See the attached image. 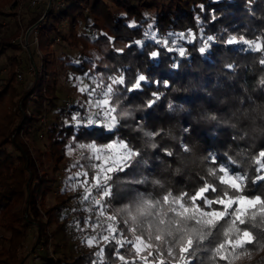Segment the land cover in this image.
<instances>
[{
    "label": "trees",
    "instance_id": "obj_1",
    "mask_svg": "<svg viewBox=\"0 0 264 264\" xmlns=\"http://www.w3.org/2000/svg\"><path fill=\"white\" fill-rule=\"evenodd\" d=\"M19 1L0 0V31L7 22L3 20H8ZM26 9L27 28L37 20L38 13L27 4ZM88 16L91 17L89 29L97 30V35L92 31L76 32L79 20L85 21ZM63 22L68 24L66 33L60 27ZM38 32V47L32 50L37 70L32 74L29 88L19 87L17 80V73L29 70L28 55L23 59L19 54L22 48L0 36V57L4 55L7 61L5 74L0 78V264H23L26 255L37 256L39 262L35 264H141L142 260L132 255L135 249L130 242L142 236L147 243L149 231L154 237L158 230L167 227L175 215L169 207L172 198L186 193L184 202L190 203L188 197L208 183L217 191L205 195L214 200L225 187L218 179L222 175L218 172L219 166L246 176V185L240 194L264 199V180L256 179L264 175V169L257 171L264 165V158L259 157L264 151V0H65L63 8L48 10ZM209 36L214 40L201 53L199 49ZM54 37L66 40L70 47L80 51L86 43L95 44L100 61L107 63L100 68L96 62L92 69L90 60L80 55L75 58L65 54L54 60ZM232 37L237 42L227 44ZM241 37L260 47L249 48ZM181 47L185 51L183 57L179 55ZM11 50L18 53H9ZM152 52L159 55L153 58ZM40 60L47 76L56 61L62 68L82 74L105 71L123 76L125 85L117 84L118 97L132 107L130 115L119 117L113 111L116 127L111 129L101 122L88 125L85 120L83 123L88 125L90 135H82L84 129L70 127L73 121L64 123L60 119L49 126L43 125L40 119L47 105H55L52 96L55 79L52 72L50 77L42 76L38 69L42 65ZM139 75H145L147 80L141 82V89L128 92L126 89ZM154 94L159 100L149 107ZM65 101L59 105L61 115L92 118L86 106L76 102L66 108ZM113 102L112 96L110 104ZM170 104L173 109L169 108ZM146 132L153 133V137L146 136ZM40 133L47 147L39 146ZM69 137L84 144L73 168L79 166L88 181L94 177L96 161L85 146L92 140L100 143L119 139L140 153L136 157L139 163L134 162L127 174L112 175L110 198L98 195L92 187L85 193L87 199L80 201L63 187L54 202L47 203L46 195L60 186L61 180L56 174L66 170ZM228 159L235 165H230ZM145 176L148 180L142 185L127 183L130 178L139 180ZM232 194L229 189V195ZM165 196H169L167 203ZM95 197L104 201L99 206L108 217L109 241L101 239V243L77 249L76 239L69 232L66 239L70 247L58 249L54 239L66 231L68 216L71 225L76 221L83 224L87 218L96 221ZM129 200L139 206L130 207ZM196 203L203 211L208 209L203 201ZM212 206L222 209L219 204ZM134 207H144L139 218L128 214ZM174 207L182 211L179 205ZM161 219L165 221L163 225L159 223ZM248 219L260 226L238 222L231 225V217L226 216L220 221L224 228L219 242L227 245L235 229L247 228L254 239L246 249L256 254L250 264H264V254L258 252L264 248V219L255 216ZM109 226L112 231L108 230ZM229 228L231 232L226 239L223 232ZM31 229L33 243L25 250V239ZM84 233L91 234L90 230ZM212 239L209 236L200 241L195 257H188L191 264H229L227 259L213 255L217 243H209ZM117 250L124 261L118 258ZM148 251L142 253L149 264H159L157 251L153 249L150 256ZM161 251L165 264H181L178 249L174 252L175 258L167 256L165 246ZM228 252L236 255L244 251L236 249L233 253L229 248ZM97 253L102 254L97 256Z\"/></svg>",
    "mask_w": 264,
    "mask_h": 264
},
{
    "label": "rangeland",
    "instance_id": "obj_2",
    "mask_svg": "<svg viewBox=\"0 0 264 264\" xmlns=\"http://www.w3.org/2000/svg\"><path fill=\"white\" fill-rule=\"evenodd\" d=\"M26 0L19 1V4L15 7L13 13L7 18L8 20H3V22H6L4 24L3 29L0 31V36H5L8 39L13 40L15 37L19 36L22 33H25L26 27L25 22L27 19L26 12L28 10L26 9ZM114 5V4H112ZM29 7V5L27 4ZM114 7V6H111ZM8 8V7H7ZM6 8V10H7ZM19 11V12H18ZM17 12L19 17L17 16ZM17 17V18H16ZM91 17L88 16L85 21L79 20L78 24L75 26L76 32L78 34L88 33L90 31L89 25L91 22ZM17 19V20H16ZM60 27L63 32H67L68 30V24L66 22H63L60 24ZM94 35L98 34L97 30H91ZM90 31V32H91ZM39 35V32L38 34ZM38 37V36H37ZM54 44L52 46V52L54 56V60L58 59L59 57H63V55H69L73 56L75 58L80 55L83 59L86 60L89 59V63H91V66L94 69L96 62L98 63L99 67L101 68L104 66L107 61H100V52L99 49L96 48L95 44H87L86 46L80 51L78 49H75L73 47H70L67 43V41L60 40L58 37H54ZM256 45H259L258 43H255ZM98 47V46H97ZM33 50V49H32ZM9 53H18L15 50L9 51ZM19 54L23 59H25V56H27V51L25 49H22V51H19ZM41 56V54H39ZM3 56L0 57L2 65L0 66V78L5 74L6 68H7V61ZM42 59V57H41ZM35 61V60H34ZM76 61V60H75ZM40 67L38 68L41 70L40 73H42V76L50 77L52 76L50 72L53 74V78L55 79V83L53 84L52 89V96L54 97L53 102L55 103L54 106L48 104L46 107V111L44 112L42 118L40 119L41 123L43 125H50L52 122L63 120L64 123H69L72 120L73 116H76L75 114L66 116L61 115L59 110V105H62V101L67 100L69 101V104H74L76 102H79V104L86 106L88 115L94 119L93 124H98L101 122L105 127L109 126L110 123L113 121L114 117L112 115L113 111H107L108 109H114V114H117L119 117H128L130 115V110L132 109L131 106H126L120 97H118L119 92L117 90V84L112 85L114 88L113 94L107 93V86L112 84V78H119L120 76H113V74H110L107 72H102L98 74H82L79 72L72 71L68 68H62L59 64V62L56 61V64L54 65L53 69L48 71V76L45 75L44 69L45 65L43 62L41 63V60L39 61ZM32 63L34 64L33 60ZM34 68L37 70V67L34 64ZM34 71V73L36 72ZM32 71L26 70L21 71L22 78H17L19 87L25 86V88H29L31 83ZM30 83V84H29ZM29 84V85H28ZM28 85V86H27ZM114 97L113 105L110 104L111 97ZM71 99V100H70ZM104 99H107L109 102L106 105H101V107H97L98 101H103ZM61 103V104H60ZM68 105L65 107L67 108ZM14 110V109H13ZM97 112H101L102 116L100 119H95V114ZM106 114V115H105ZM93 115V116H92ZM116 116V115H115ZM40 142L39 146H46L45 143V137L42 134V137H39ZM69 146L66 150L65 154V162H64V169L65 171H59L57 174L62 175V179L60 182V189H54L53 191L49 192L46 195V202L52 204L54 202V197L58 195L63 187L65 188L66 192L68 194H75L76 200H83L85 197V193H88L90 191V188L95 187L96 184V175L99 171V168L97 166L99 165H106L108 162H110L109 158L118 155L119 153L123 152V149L119 147V144L123 141H120L119 139L109 140L105 142L97 143L96 141L92 140L89 144H87L85 147L88 149L89 153L95 159L96 163L93 166L95 169L94 177L91 181H88L84 171L80 169V167L75 166L74 162L78 158V152H81L84 149V144L81 141L72 140V137H69ZM45 143V144H44ZM107 144H113V149L109 150L106 148ZM83 145V147H82ZM99 156V159L97 157ZM228 163L230 165H235L234 161L231 159H228ZM229 173L234 175H239L244 177V184L242 188L244 189L246 185V176L242 174L241 172H233L229 168ZM133 179V178H130ZM240 194V193H237ZM253 197V196H249ZM129 206L132 207V205L139 206L137 203L134 204V201L129 200L128 202ZM125 207H128L127 204ZM213 207V206H212ZM247 208H249L248 217L255 216L256 218H262L264 219V210H261L258 206L255 209V212L253 213L251 211L252 206L246 205ZM214 208V207H213ZM123 209V206L120 208ZM217 209V208H214ZM208 209H205L204 211H207ZM219 210V209H218ZM144 207H134V209L131 208V210L128 211L129 216H136L139 218V216H142L144 213ZM96 218V221L93 222V228L90 230L91 234L86 233H80L79 234V243H80V249H84L86 245H89L87 243L88 239H92L93 237V243L99 242L101 243V239H103L104 236H106V229H107V221L108 217L103 213L101 210V205L97 204V213L94 215ZM71 217H67V227L66 231L64 233H59L56 238L54 239L57 242L58 249H67L70 247V242L66 239L67 235L70 233H73L77 230V225L73 224L71 225L69 223ZM61 221V217L58 219V223ZM55 227V224L52 226V228ZM81 232V231H80ZM33 233L34 230L31 229L28 233V236L25 239V250H28L33 243ZM234 235V234H233ZM133 248L135 249L134 252H132V255H136L138 259L142 260L140 262L141 264H145V260L143 257L146 255L142 253V251L146 252V248L144 249L141 247L139 255L137 254L136 248L133 245ZM260 255L264 254V248H262L260 251ZM256 253V252H255ZM256 254H252L249 251H244L241 253H238L236 255H232L229 252H226V256L228 257L227 260L231 261V264H250L254 260ZM259 255L257 254L258 260ZM33 257V256H32ZM30 255H26L24 258L23 264H35L39 262L38 257L32 258ZM147 264H149V261H147Z\"/></svg>",
    "mask_w": 264,
    "mask_h": 264
},
{
    "label": "snow or ice",
    "instance_id": "obj_3",
    "mask_svg": "<svg viewBox=\"0 0 264 264\" xmlns=\"http://www.w3.org/2000/svg\"><path fill=\"white\" fill-rule=\"evenodd\" d=\"M213 40V37H207L199 51L204 53L205 50L210 46L209 42ZM241 40L244 44H247L249 48L260 47V45H254L247 40H243V37H241ZM236 42V38L232 37L227 41V44L231 45ZM168 50L171 51L170 48ZM158 55V52L151 53L153 58L157 57ZM179 55L181 57L185 55V51L182 47L179 49ZM173 66L175 67V65ZM146 80L147 78L145 75H139L135 83H133L131 87H128L126 90L128 92H134L138 89H141V82ZM115 84L125 85L123 76H120L119 78H112V84L107 86L108 94L114 93V88L112 85ZM157 100H159V96L154 94V99L149 102L148 106L151 107V104L155 103ZM108 102L109 101L107 99L98 101L97 107L106 105ZM169 108L173 109V106L170 104ZM107 111H114V109H108ZM101 116L102 113L97 112L95 114V119H100ZM213 119H215V117H213ZM72 120L74 123L70 125V127H73L74 129H84L85 131L82 132V135L91 134L87 131V126L92 125L95 122L94 119L85 116H73ZM85 120H87L88 125L83 123ZM115 127L116 121L113 119L109 125V128L111 129ZM185 131H187V129H185ZM73 134L75 135V132ZM109 134L113 135L114 133L110 132ZM145 135L151 138L154 134L151 132H146ZM152 146L156 147V144L153 143ZM113 147V144L106 145V148L109 150L113 149ZM119 147L123 149V152L116 156L110 157V162H108L106 165L97 166L99 171L96 175L97 182L95 184V188L97 190V194L102 195L105 198H110L113 196L111 187L109 185L112 175L119 172H125L127 174V169L131 168L134 162L139 163V161L136 160V157L140 155L139 152L122 142L119 144ZM168 155H171V153H168ZM259 157L264 158V151L259 153ZM97 159H99V156ZM209 159L214 160V157L210 156ZM257 163H259V159L257 160ZM261 169H264V165H261L257 171H260ZM218 172L222 173V175H218L219 182L225 187L221 189L220 193L217 194V197L214 200H209L207 198L205 193L209 191L216 192L217 189L216 187L205 183L204 186L200 187L194 195L188 197V201H190V203L184 202V196L187 195L186 193L182 194L180 197L172 198V203L169 207L170 210L175 213V215L168 221L167 227L164 230H158L154 237L151 231H149L147 243H144L142 236H136L135 241L130 242L133 243L138 255L140 253L141 247L149 250L147 253L149 256L152 255V250L154 249L158 253L157 260L159 261V264H165L163 252L161 251V247L165 246L168 257L175 258L174 252L176 249H178L179 262H181V264H191V260H189L188 257H195L196 250L201 246L200 241L205 240L209 236L213 237L209 243H217L213 255L218 256L220 259L228 258L225 253L228 252L229 248H231L233 253H235L236 249H240L245 252L247 251L246 245L253 243L254 238L252 232L247 228H237L234 231V235H231V238L227 239L230 235L231 228L224 229L223 235L227 239L226 245L225 242H219L220 231L224 228V225H221L220 221L224 220L226 216H229L231 217V225H235L238 222L240 225L251 223L253 227H259V224L252 223V221L248 219L249 208H247L246 205L252 206L251 211L253 213L255 212L257 206L261 210H264V199H262L261 196L249 197L243 194L237 195V193H242L243 191L242 186L244 184L245 178L239 175L230 174L228 168L225 166H219ZM213 174H216L215 171ZM256 179L264 180V175H258ZM147 180L148 178L145 176L139 180L130 179L127 181V183L132 185H142L147 182ZM229 189L232 190V195H229ZM84 198L87 199V197ZM163 199L164 202L167 203L169 201V196H165ZM197 200L203 201V203L208 207V210L203 211L196 203ZM96 203L103 204L104 201L100 200L96 201ZM185 204H187V206H185ZM214 204L221 205L222 209H214L212 207ZM175 205H179V208L182 209V211H177L176 207H174ZM233 205H236V207L233 208ZM229 209H232V211L229 212ZM159 223L163 225L165 221L161 219L159 220ZM228 223L229 221L226 220L225 224ZM190 225H194V227ZM217 225H219V227H217ZM213 229L216 231L213 232ZM108 230L112 231L113 229L111 226H109ZM133 233L135 235V229H133ZM194 233L195 236H193ZM262 235H264V233H262ZM93 239L95 238L93 237L92 239H88L87 243L92 245ZM103 239L105 242L109 241L108 236H104ZM153 241H155V243ZM118 243L123 246V242L118 241ZM101 254L102 253H97V256ZM117 255L121 261H124L125 258L124 256L119 255V250H117ZM143 259L145 260V264H147V257L145 256ZM229 264H231V261H229Z\"/></svg>",
    "mask_w": 264,
    "mask_h": 264
},
{
    "label": "built area",
    "instance_id": "obj_4",
    "mask_svg": "<svg viewBox=\"0 0 264 264\" xmlns=\"http://www.w3.org/2000/svg\"><path fill=\"white\" fill-rule=\"evenodd\" d=\"M26 2L32 10L38 13V18L34 23H32L26 28L25 33H22L19 36L15 37L13 41L20 48L25 49L27 51V55L30 59L29 71H32L30 72L32 75L35 71L34 64L32 63V49H37L38 47V37H37L38 35L37 34L39 31V27L46 20L48 10L63 8L65 6V0H26ZM18 12H17V16L19 17ZM17 78L19 79L22 78L21 73H17ZM68 104H69V101L66 100L65 105H68ZM39 137H42V133L39 134ZM56 177L58 180L62 179L61 174H56ZM59 188L60 186L57 188L58 191H59ZM95 200L98 201L99 197H95ZM75 224L77 225V230L73 232V237H75L76 239V244H75L76 248L80 249L81 247H80V243L78 239L79 234L84 233L85 230H92L93 222L91 219L87 218L83 224H80L78 221H76Z\"/></svg>",
    "mask_w": 264,
    "mask_h": 264
}]
</instances>
